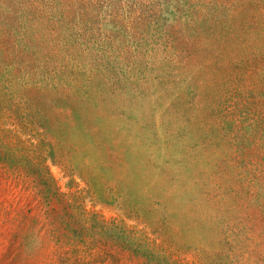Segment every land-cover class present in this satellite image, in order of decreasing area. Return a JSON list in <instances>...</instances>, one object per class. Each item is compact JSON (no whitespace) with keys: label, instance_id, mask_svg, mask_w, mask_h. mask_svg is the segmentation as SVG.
<instances>
[{"label":"rangeland","instance_id":"1","mask_svg":"<svg viewBox=\"0 0 264 264\" xmlns=\"http://www.w3.org/2000/svg\"><path fill=\"white\" fill-rule=\"evenodd\" d=\"M0 264H264V0H0Z\"/></svg>","mask_w":264,"mask_h":264}]
</instances>
